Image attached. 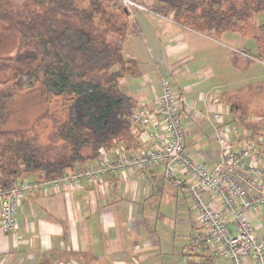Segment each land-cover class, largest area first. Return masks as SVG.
Instances as JSON below:
<instances>
[{"label":"crops","instance_id":"0c3cea01","mask_svg":"<svg viewBox=\"0 0 264 264\" xmlns=\"http://www.w3.org/2000/svg\"><path fill=\"white\" fill-rule=\"evenodd\" d=\"M133 1L145 10L130 15L121 47L126 59L137 62L140 76L123 77L119 87L146 122H129L130 142L115 143L102 154L136 155L158 146L165 133L157 104L161 82L168 79L189 106L182 113L184 147L209 168L219 159L212 115L217 106L234 104L233 86L223 76L228 77V65L212 69V53L205 58L193 53L196 41L214 38L156 14L154 0ZM98 158L79 167L94 166ZM163 174L156 166L83 181L65 192L26 194L16 213L20 241L0 229V264H226L208 249L187 250L198 222L188 195Z\"/></svg>","mask_w":264,"mask_h":264},{"label":"trees","instance_id":"16d2710c","mask_svg":"<svg viewBox=\"0 0 264 264\" xmlns=\"http://www.w3.org/2000/svg\"><path fill=\"white\" fill-rule=\"evenodd\" d=\"M154 2L156 14L171 16L176 24L199 34L220 38L230 33L254 41L255 55L241 50L249 56L247 63L250 57L264 59V23L253 25L264 14V0ZM26 3L40 11H28L26 19L17 24L22 30L20 48L14 56L0 60V72L11 68L10 78L0 85L21 83L23 77L33 79L40 73L44 90L82 115L57 124L49 144L42 147L22 131L1 129L10 94L0 90V187L4 189L29 177H62L100 157L115 143L130 142L129 118L136 107L120 89L119 80L140 76L137 62L122 53L121 43L131 24L130 14L118 0ZM246 88L253 90L252 85ZM58 143L64 147L60 149Z\"/></svg>","mask_w":264,"mask_h":264},{"label":"built area","instance_id":"2783aa9c","mask_svg":"<svg viewBox=\"0 0 264 264\" xmlns=\"http://www.w3.org/2000/svg\"><path fill=\"white\" fill-rule=\"evenodd\" d=\"M118 1L130 15L135 9L145 10L132 0ZM161 84L157 112L165 138L157 139L156 148L136 155L101 154L94 166L78 167L59 178H36L7 189L0 187V229L20 241L16 213L26 194L65 192L83 181L98 182L109 174L161 166L164 178L188 195L198 222L187 246L190 253L208 249L226 264H264V154L256 141L224 123L222 111L217 110L212 117L219 159L209 168L197 163L184 147L186 99L173 90L168 79ZM129 122L143 125V111L136 109ZM257 214L263 216L261 225L253 224Z\"/></svg>","mask_w":264,"mask_h":264},{"label":"rangeland","instance_id":"374dc122","mask_svg":"<svg viewBox=\"0 0 264 264\" xmlns=\"http://www.w3.org/2000/svg\"><path fill=\"white\" fill-rule=\"evenodd\" d=\"M120 4L122 5L121 2ZM31 10L40 11L34 6L27 5L26 0H0V60L14 56L19 50L22 30L17 24L24 17L26 19L27 12ZM253 22L255 26L264 23V14L257 16ZM210 38H214L215 41L210 39L196 41L193 53L198 58H205L208 56L207 53H212V69L219 64L220 71H224L223 66L228 65V77L224 74L223 76L230 80L234 89L233 93L236 98H239V102L244 103L239 104L238 102L237 104L235 101L236 104H226V106L222 104L220 108L217 106V110L227 112L224 114L227 118L226 123L237 129L242 137L256 141L259 152L264 154V91L260 88H264V59L256 60L250 57L254 60H249L247 63L246 58L248 59L249 56L241 50H250L252 55H255L257 47L256 43L250 39L242 40L239 35L230 33L220 38L214 36ZM185 42L188 43V40L185 39ZM10 76L11 68H6L0 72V82L6 81ZM225 85L223 81L221 86ZM250 85L253 90L246 88ZM0 90H5L10 94L5 107L7 117L1 129L22 131L29 138H35L36 144L42 147L49 144L57 124L70 117L82 115V112L75 111L71 104L48 94L42 86L40 73L36 74L33 79L23 77L21 83L10 81L7 85H0ZM58 144L60 149L64 147ZM262 217L257 214L253 224L261 225Z\"/></svg>","mask_w":264,"mask_h":264}]
</instances>
